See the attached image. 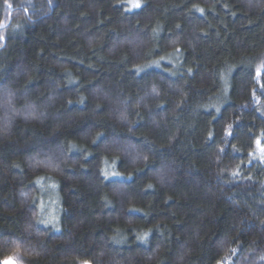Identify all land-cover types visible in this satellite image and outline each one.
Here are the masks:
<instances>
[{
  "label": "trees",
  "instance_id": "obj_1",
  "mask_svg": "<svg viewBox=\"0 0 264 264\" xmlns=\"http://www.w3.org/2000/svg\"><path fill=\"white\" fill-rule=\"evenodd\" d=\"M130 1L0 0V263L264 264V0Z\"/></svg>",
  "mask_w": 264,
  "mask_h": 264
},
{
  "label": "rangeland",
  "instance_id": "obj_2",
  "mask_svg": "<svg viewBox=\"0 0 264 264\" xmlns=\"http://www.w3.org/2000/svg\"><path fill=\"white\" fill-rule=\"evenodd\" d=\"M137 3L139 4V1H137V0H131V1L129 2V6H130L131 8H136L135 5H136ZM44 195H45V197H47V198H45L44 203H43V210H44V212H45V211H46V212L49 211V213H51V216H55V215H56V211L53 210V207H52L53 202H52V200L49 199V197L51 196L50 191H47V190L45 189V193H44ZM51 216H49V220L52 219V218H50Z\"/></svg>",
  "mask_w": 264,
  "mask_h": 264
},
{
  "label": "water",
  "instance_id": "obj_3",
  "mask_svg": "<svg viewBox=\"0 0 264 264\" xmlns=\"http://www.w3.org/2000/svg\"><path fill=\"white\" fill-rule=\"evenodd\" d=\"M2 264H16L13 260H5Z\"/></svg>",
  "mask_w": 264,
  "mask_h": 264
},
{
  "label": "snow or ice",
  "instance_id": "obj_4",
  "mask_svg": "<svg viewBox=\"0 0 264 264\" xmlns=\"http://www.w3.org/2000/svg\"><path fill=\"white\" fill-rule=\"evenodd\" d=\"M135 6H136V7H139V4L137 3ZM257 74L259 75V73H257Z\"/></svg>",
  "mask_w": 264,
  "mask_h": 264
},
{
  "label": "flooded vegetation",
  "instance_id": "obj_5",
  "mask_svg": "<svg viewBox=\"0 0 264 264\" xmlns=\"http://www.w3.org/2000/svg\"><path fill=\"white\" fill-rule=\"evenodd\" d=\"M5 261V260H4ZM4 261H2L0 264H2Z\"/></svg>",
  "mask_w": 264,
  "mask_h": 264
}]
</instances>
